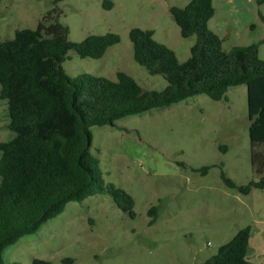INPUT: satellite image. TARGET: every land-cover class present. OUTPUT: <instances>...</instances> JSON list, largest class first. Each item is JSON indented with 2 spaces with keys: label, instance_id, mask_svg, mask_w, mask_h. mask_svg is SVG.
Segmentation results:
<instances>
[{
  "label": "rangeland",
  "instance_id": "1",
  "mask_svg": "<svg viewBox=\"0 0 264 264\" xmlns=\"http://www.w3.org/2000/svg\"><path fill=\"white\" fill-rule=\"evenodd\" d=\"M0 0V41L20 28H35L53 7L69 28L68 38L114 32L118 43L100 58L80 57L69 50L61 63L75 77L90 73L115 79L121 70L145 90L160 91L167 81L150 74L133 58L131 27L149 28L154 38L174 50L179 61L190 56L195 36L182 37L169 6L189 0ZM209 28L224 50L257 45L264 60V2L212 0ZM7 102L0 98V142L8 128ZM247 95L244 84L227 89L226 99L195 94L164 107L132 113L113 124L93 125L91 152L99 159L94 186L113 183L134 198V217L118 208L112 197L97 191L70 201L56 217L32 234L7 246L4 261L31 264L33 258L53 264H200L215 254L239 228L264 227V189L241 194L227 187L221 170L237 184L259 179L251 162ZM256 150L262 151L259 147ZM1 155V153H0ZM208 166L205 173L200 168ZM156 206L149 224L147 211ZM259 239L256 250H263ZM250 264H258L256 260Z\"/></svg>",
  "mask_w": 264,
  "mask_h": 264
},
{
  "label": "trees",
  "instance_id": "2",
  "mask_svg": "<svg viewBox=\"0 0 264 264\" xmlns=\"http://www.w3.org/2000/svg\"><path fill=\"white\" fill-rule=\"evenodd\" d=\"M102 5L111 8L112 1L103 0ZM168 11L182 37L195 36L186 60L179 61L174 50L157 41L153 29L128 31L134 60L167 81L160 91L143 89L121 70L115 79L90 73L70 77L61 65L69 50L80 57L100 58L120 36L106 32L71 41L57 6L35 28L16 29L11 39L0 41V98L7 102L8 128L13 133L0 142V264H20L3 260L7 246L36 232L68 202L82 201L97 191L108 193L118 208L134 217L130 193L111 182L104 184L101 176L94 186L99 159L90 150V127L113 124L125 115L195 94L221 100L229 87L246 86L251 162L260 177L237 184L223 170L220 175L227 187L241 194L264 189V60L258 57L257 45L224 50L220 36L208 26L215 12L212 0H189L184 7L169 6ZM259 147L262 151L256 150ZM207 169L203 166L200 171ZM147 213L149 224L154 223L156 206ZM250 234V225L239 228L200 264H249ZM31 264L53 262L35 257Z\"/></svg>",
  "mask_w": 264,
  "mask_h": 264
},
{
  "label": "crops",
  "instance_id": "3",
  "mask_svg": "<svg viewBox=\"0 0 264 264\" xmlns=\"http://www.w3.org/2000/svg\"><path fill=\"white\" fill-rule=\"evenodd\" d=\"M259 239L264 240V227L262 225L261 227L259 226V229L257 230H253V228H251V234L249 238V252L247 255L249 264L254 262V260H256L258 264H264V249L259 251L256 250L259 248L257 247Z\"/></svg>",
  "mask_w": 264,
  "mask_h": 264
}]
</instances>
